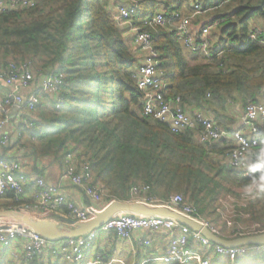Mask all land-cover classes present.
Here are the masks:
<instances>
[{
	"label": "trees",
	"instance_id": "1",
	"mask_svg": "<svg viewBox=\"0 0 264 264\" xmlns=\"http://www.w3.org/2000/svg\"><path fill=\"white\" fill-rule=\"evenodd\" d=\"M186 2L188 14L194 3L205 11L198 13L201 20L191 21L211 27L206 52L186 49L170 18ZM110 5L111 0H37L32 8L0 13V69L9 60H31L65 75L62 106L36 89L42 101L28 116L31 126L19 123L20 135L5 150L23 146L21 156L33 160L37 175H43L38 162L64 168L66 154L75 152L109 197L127 199L140 182L156 196L179 192L209 216L219 193L248 186L262 170L244 177L220 159L227 149L224 139L202 143L191 129L175 133L167 122L142 114L143 96L133 74L143 53L132 48L128 26L114 23ZM158 10L165 13V24L149 25ZM256 17L264 19V0H137L131 26L151 35L165 97L179 96L185 110H202L230 130L237 123L226 112L228 103L236 102L235 109L264 103V44L248 39ZM260 195L249 209L253 219L264 222V190ZM12 198L8 192L0 209L26 211ZM215 264H264V253Z\"/></svg>",
	"mask_w": 264,
	"mask_h": 264
},
{
	"label": "built area",
	"instance_id": "2",
	"mask_svg": "<svg viewBox=\"0 0 264 264\" xmlns=\"http://www.w3.org/2000/svg\"><path fill=\"white\" fill-rule=\"evenodd\" d=\"M137 0H118L114 4V23L128 26L127 33L135 51L143 53L140 64L133 74L137 87L143 96L142 114L151 115L168 123L172 132L186 129L195 132L202 143L225 140L227 149L220 159L244 177H251L254 170H262L247 187V191L228 192L216 198L209 216L201 213L195 204L185 200L183 194L174 192L166 197L150 193L148 184H133L127 199L109 197L106 189L94 178L89 163L75 152H69L64 159V168L56 183L47 181L43 175L30 174L22 169L21 163L7 154L20 135L15 127L9 128L10 119L18 112L30 116L42 101L36 89L48 95L56 107L64 103L62 86L64 73L51 66L41 67L31 60L7 61L0 69V196L8 192L13 201L21 202L22 208L38 219L42 212L68 216L77 222H87L114 200L141 203L150 208H165L207 228L215 236L232 239L263 233V223L252 218L249 206L264 190V103L248 102L238 118L236 127L228 130L219 126L202 110L192 113L181 105L179 96L166 98L162 88L163 71L158 67L157 53L151 44L148 31L131 26ZM37 0H0V13L32 8ZM193 11L185 14L173 11L171 19L184 47L192 51L206 52L210 47V26L194 27L191 20L195 14L204 13L199 3L193 4ZM163 11H156L149 25L165 24ZM259 30L254 29L248 39L257 40ZM221 53V52H220ZM219 53V54H220ZM222 67V63L219 64ZM31 126V119L20 115L18 123ZM64 183L78 189L93 205L75 203L63 192ZM17 210V209H16ZM100 237L105 242L112 238L130 243L136 254L145 250L154 253L165 264H215L220 260L233 261L238 256L264 253V243H252L224 247L210 241L201 231L191 229L168 215H143L118 211L85 235H78L50 242L30 226L13 218L0 217V264H84L100 261L107 254L95 249L94 242ZM157 237H159L157 239ZM147 257L144 262L150 261ZM86 264V263H85Z\"/></svg>",
	"mask_w": 264,
	"mask_h": 264
},
{
	"label": "water",
	"instance_id": "3",
	"mask_svg": "<svg viewBox=\"0 0 264 264\" xmlns=\"http://www.w3.org/2000/svg\"><path fill=\"white\" fill-rule=\"evenodd\" d=\"M206 144H208V142ZM118 211H128L143 215L157 214L171 216L178 222L185 224L189 228L201 231V233L210 241L224 247L252 243H264V232L255 235L225 239L215 236L207 228L201 227V225L165 208H150L141 203H128L120 200L112 201L104 209L97 212L95 216L87 222H77L73 219H67L65 217H60V222H53V220L38 219L27 212L12 208L0 209V217L13 218L17 221H20L30 226L33 230L45 237L48 241L56 242L73 236L85 235L91 230L98 228L100 224H102L111 215L115 214ZM64 223H68L70 225H73L74 227L72 229L66 230V226Z\"/></svg>",
	"mask_w": 264,
	"mask_h": 264
},
{
	"label": "crops",
	"instance_id": "4",
	"mask_svg": "<svg viewBox=\"0 0 264 264\" xmlns=\"http://www.w3.org/2000/svg\"><path fill=\"white\" fill-rule=\"evenodd\" d=\"M117 1L118 0H111L110 7H111V10H112V16H114V4H116ZM189 8H190L189 7V2H186L185 4H183L181 11L183 13H185V14H188L189 13ZM195 15H198V14H195ZM193 20L194 19L192 18V21ZM192 21H191V24H192ZM192 26L199 27V26H196V25H193V24H192ZM226 112L229 113V114H231V115H233L235 117V122L238 124V118L243 113V110L240 109V108H238V109H236V113H232L229 110L226 111ZM20 115H24L26 117L29 116L28 113H26V112L25 113L18 112V114H13L12 118L10 119V124H9V128L11 130H13L16 127L15 125H16V123H18V117ZM237 124L234 125V123L232 122L230 124V126H231V128H234V127L237 126ZM23 150H25V148H23V146H14V147H12L10 149H7V152L6 153L9 154L10 156H13L14 158H16L21 163L22 169L24 171H26V172H28L30 174H34V172H33V166H32L33 160H28L27 161V158H24L23 156H21V154L24 153ZM38 166H42V169H43L42 170V174H43L44 178L47 181L51 182V183H56L57 182V180H58V178H59V176H60V174H61V172L63 170L62 166H59L56 163L49 162L48 160H45V161H42V162H38ZM233 189H236V187H233ZM63 192L68 197H70V199H72L75 203H77L79 205H82V206L93 205V203L90 202L85 196H83L78 189H75L73 186H71L68 183H64V185H63ZM3 197H1V198L3 199ZM3 201H4V199H3ZM93 206H95V205H93ZM46 217H47V220H53V222H60V220H61L60 217H65L67 219H73L71 217L61 216L59 214H50L49 216H46ZM64 224L66 226V230L67 229H72L74 227L73 225H70L68 223L67 224L64 223ZM112 239H114V238H112ZM109 242H110V240H109ZM109 242H105V241L102 240V245H103V247L106 250H108V249L111 248V247L109 248V246H108ZM130 247H132V246L130 245ZM97 251H99V250L97 249ZM105 253L107 254V257H109V252L106 251ZM139 256H137V258ZM89 259H90V257H87L86 258V261L84 262V264L85 263L87 264L89 262ZM107 259H109V258H107ZM147 262H149V261H147Z\"/></svg>",
	"mask_w": 264,
	"mask_h": 264
},
{
	"label": "rangeland",
	"instance_id": "5",
	"mask_svg": "<svg viewBox=\"0 0 264 264\" xmlns=\"http://www.w3.org/2000/svg\"><path fill=\"white\" fill-rule=\"evenodd\" d=\"M203 16H206V15H203ZM193 19L194 20H201L202 16L201 15H195L193 17ZM249 27L252 30L257 29V30H263L264 31V19L260 18V17L254 18L250 22ZM217 28H218V26H216V25L213 26L212 27V33L215 34ZM235 108H236V102L227 104V111L229 110L232 113H236V109ZM227 184L228 183H224L225 186H227ZM246 187H236V189L232 188V191L239 192L241 190H245ZM249 188L250 187H247L246 191ZM174 192L175 191H171L170 193H174ZM227 193L228 192L223 191V192L219 193L216 198H218L219 196L225 195ZM256 198L253 200V202L257 200ZM1 203H3V199L2 198H0V204ZM251 214H252V218H253V212L252 211H251ZM254 220H257V219H254ZM257 221H261V220H257ZM261 222L263 223L261 228L264 229V222L263 221H261ZM158 238L159 237H157V239ZM108 246H109V248L110 247L111 248L106 250L103 247V245H102V239H100V237H97L95 242H94V247H93V249L91 251L90 256L95 253V249H98L102 253H104L106 251L109 252V257H104V259H102L100 261H95V262L90 261V264H165V263H163L162 261L159 260V258L157 257L156 254H154V253L153 254L152 253L146 254L145 250H142V249L140 250L139 258H137L136 254L131 250L130 243L128 241L111 239L109 244H108ZM147 257L151 258L149 263H145L144 262ZM107 258H109V259H107Z\"/></svg>",
	"mask_w": 264,
	"mask_h": 264
}]
</instances>
